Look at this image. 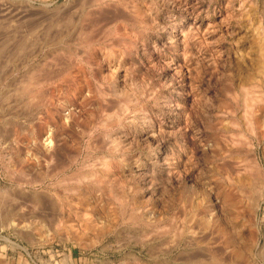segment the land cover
<instances>
[{"label": "rangeland", "instance_id": "obj_1", "mask_svg": "<svg viewBox=\"0 0 264 264\" xmlns=\"http://www.w3.org/2000/svg\"><path fill=\"white\" fill-rule=\"evenodd\" d=\"M260 43L264 0H0V264H264Z\"/></svg>", "mask_w": 264, "mask_h": 264}, {"label": "bare ground", "instance_id": "obj_2", "mask_svg": "<svg viewBox=\"0 0 264 264\" xmlns=\"http://www.w3.org/2000/svg\"><path fill=\"white\" fill-rule=\"evenodd\" d=\"M26 40V39H25ZM257 40V39H256ZM262 41V40H261ZM260 46H259V50H260V55H263V57L262 58H264V43H260L259 44ZM258 50V51H259ZM264 60V59H263ZM262 73V72H261ZM32 74V73H31ZM30 79V78H29ZM23 80V79H22ZM22 83H24V82H22ZM29 83H31V82H29ZM29 83H26V85L27 84H29ZM29 86H32L33 87V85H32V83H31V85H29ZM28 86V87H29ZM26 89V88H25ZM28 89H30L31 90V87L30 88H28ZM22 91H23V89H22ZM263 92V91H262ZM20 93H21V90H20ZM252 94V93H251ZM262 94V93H261ZM21 95V94H20ZM261 96V95H260ZM252 97V96H251ZM245 100V99H244ZM259 100L260 101H263L264 102V98H259ZM102 124V123H101ZM100 124V126H102ZM105 124V123H104ZM252 124V123H251ZM17 125V124H16ZM15 125V126H16ZM248 125V124H247ZM30 128H31V125L29 124L28 125ZM27 126V127H28ZM33 126V125H32ZM38 126V125H37ZM99 126V125H98ZM105 126V125H104ZM103 126V127H104ZM26 127V125L24 126V128ZM39 127H41L42 128V126L41 125H39ZM38 127V128H39ZM107 127V126H106ZM33 128V127H32ZM35 128H36V126H35ZM43 128H44V130H45V128L46 127H44L43 126ZM58 128L60 129V126H58ZM64 128V127H63ZM97 128V127H96ZM253 128V127H252ZM20 130V127H18L17 128V130ZM40 129V128H39ZM21 130H22V128H21ZM28 130H29V128H28ZM41 130V129H40ZM43 130V129H42ZM41 130V131H42ZM47 130V129H46ZM52 130V129H51ZM61 130V129H60ZM24 131V130H23ZM26 131H27V129H26ZM32 131V130H31ZM30 131V132H31ZM35 131H37V129L36 130H34V132ZM262 131V130H261ZM261 131H260V134H261ZM25 132V131H24ZM262 132H264V131H262ZM38 133V132H37ZM36 132H35V134H37ZM39 134V133H38ZM37 134V135H38ZM40 134H42V132H40ZM38 137V136H37ZM42 137V136H41ZM31 138H32V136H31ZM39 138V137H38ZM39 139H42V138H39ZM110 139V138H109ZM111 140H112V138H111ZM114 140V139H113ZM110 141V140H109ZM34 142V141H33ZM236 142V141H235ZM117 144V143H116ZM248 148H249V150H247L246 151V153H248V154H250V155H247L246 157H244V158H242V161H243V165H244V170H245V172H244V175L242 176H240L239 175V172H237V174H238V182H240L241 184H247V185H252L254 188H255V190L257 191V193L258 194H260L261 195V193H262V191H263V189H264V179H263V177H264V166H262L261 164H260V162H259V160H258V154H257V152H256V149H255V146H254V142L253 141H251V139H250V141L248 142ZM114 149V148H113ZM238 151V153H239V155L240 154H242V153H245V151H243L242 149H238L237 150ZM237 153V154H238ZM104 158V157H103ZM103 164H104V162H103ZM105 164L107 165V162L105 161ZM104 164V165H105ZM108 166V165H107ZM111 167V166H110ZM107 167L105 166V169H106ZM105 169H104V172H105ZM108 169V168H107ZM111 169V168H110ZM90 171H92V170H90ZM96 171V170H95ZM95 171H92V172H95ZM98 173V172H97ZM97 173L95 174V175H97ZM107 173V172H106ZM263 176H262V175ZM87 175V174H86ZM100 175V174H99ZM85 176V175H84ZM83 176V177H84ZM115 176V175H114ZM88 177H90V178H92L93 179V174L90 172V173H88V175H87V179H88ZM96 177V176H95ZM94 177V178H95ZM86 179V177H85V180H87ZM91 179V181H95L96 179H97V177L95 178V180H92ZM113 180V179H112ZM96 181H99V178H98V180H96ZM251 186V187H252ZM241 187V186H240ZM72 190H75V189H72ZM100 190V189H99ZM81 191V190H80ZM101 191H102V189H101ZM77 192V191H76ZM78 192H79V190H78ZM77 192V193H78ZM88 192V191H87ZM48 193V192H47ZM81 193V192H80ZM86 193V192H85ZM38 194V193H37ZM46 194V193H45ZM88 194V193H87ZM86 194V195H87ZM39 195V194H38ZM37 195V196H38ZM32 196H34V195H32ZM46 196V195H45ZM50 196V195H49ZM30 197H31V195H30ZM47 197V196H46ZM85 197V196H84ZM28 198V197H27ZM26 198V199H27ZM32 198V197H31ZM30 198V199H31ZM38 198V197H37ZM41 198V197H40ZM48 198V197H47ZM91 198H93V197H91ZM91 198H90V200H91ZM39 199V198H38ZM45 198H42V200H44ZM80 199V198H79ZM34 200H35V198H33V202H34ZM42 200H41V205L43 204L42 203ZM48 200V199H47ZM83 200V199H82ZM27 201H32V200H27ZM92 201V200H91ZM95 201H96V198H95ZM43 202H45V201H43ZM49 202H50V199H49ZM93 202H94V200H93ZM47 203V202H46ZM45 203V204H46ZM96 203V202H95ZM38 204V203H37ZM39 206V205H38ZM44 206V205H43ZM82 216H84V215H82ZM91 222V221H90ZM93 222V221H92ZM60 224V225H59ZM92 224V223H91ZM58 227L61 229V231L64 229H69L68 228V226L63 222V223H58ZM74 227V226H73ZM96 227V226H95ZM59 228H57V229H59ZM63 230V231H64ZM76 230V229H75ZM191 230V229H190ZM58 231H60V230H58ZM68 231V230H67ZM159 231V230H158ZM71 233V232H70ZM101 233H102V231H101ZM107 233V232H106ZM69 234V233H68ZM77 236V235H76ZM161 236V235H160ZM159 236V237H160ZM79 236H77V238H78ZM80 238V237H79ZM227 250V249H226ZM225 250V251H226ZM225 253V252H224ZM223 253V254H224ZM245 253H243V251L241 252V251H239L238 253H237V257H238V259L240 258V259H242V257H243V259H245ZM216 257V256H215ZM225 257V256H224ZM222 259V258H221ZM208 262V261H207ZM214 262V261H213ZM211 263V262H210ZM221 263V262H220Z\"/></svg>", "mask_w": 264, "mask_h": 264}]
</instances>
